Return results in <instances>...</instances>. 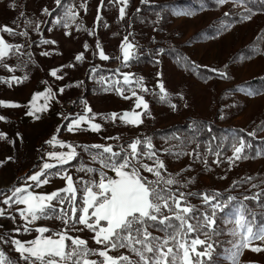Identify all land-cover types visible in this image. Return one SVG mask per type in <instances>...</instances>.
I'll return each instance as SVG.
<instances>
[{
    "label": "rangeland",
    "instance_id": "rangeland-1",
    "mask_svg": "<svg viewBox=\"0 0 264 264\" xmlns=\"http://www.w3.org/2000/svg\"><path fill=\"white\" fill-rule=\"evenodd\" d=\"M171 1L176 0H128L127 4L103 0L101 7V0H62V6L58 7L56 0H0V26H8L14 33L0 31V37L14 46L0 61V101L19 105L0 106V117H4L0 120V133L6 136L0 139V192L10 195L12 189L24 186L25 178L41 171L46 162L57 167L48 170L47 185L29 189L34 194H48L66 187V181L59 178L65 172L74 180L94 179L92 174L80 170L100 167L99 161H93L89 155L98 151L92 145H111L114 151H120L137 138L151 140L153 150L166 166L162 176L178 182L170 186L171 190L190 194L188 203L200 213L210 211L201 198L205 194H218L213 203H221L218 200L221 194L240 193L253 199L251 193L264 187L261 185L264 156L260 152L248 145L245 159L230 162L232 144L236 142L233 134L224 136L223 144L217 145L202 132L205 121L218 128L219 137L222 128L226 131L236 127L253 133L251 137H264V93L257 95L241 87L245 82L264 79V13L252 14L246 5L235 0H224L222 4L215 0L217 5L211 4V7L205 0H196L198 7L183 5L166 12L158 10L163 3ZM121 7L125 8L123 19ZM68 11L74 19L65 15ZM243 11L248 14L236 24L229 25L222 20L226 14ZM249 15L251 18L247 19ZM219 25L226 26L209 31L210 27ZM25 32L26 36L20 35ZM208 33L212 34L207 36ZM125 37L133 45L130 51L134 53L127 66L121 48ZM100 51L109 59L101 60ZM81 53L84 58L77 61L75 57ZM196 68L203 74L199 75ZM57 69V76L62 79L51 75ZM219 73L226 76L221 77ZM124 74H130V83L123 82ZM160 84L164 86V93L160 92ZM117 88L123 89V93L117 92ZM49 89L51 96L46 97ZM132 91L148 104L139 126L126 125L119 119L125 112L145 111L143 107H135L137 101ZM37 93L41 95L32 108L33 114L29 115ZM165 94L166 98L161 99ZM41 108L46 110H36ZM87 108L92 111L88 112ZM113 113L117 114L115 121L111 119ZM79 116L86 119L79 130L70 133L69 124ZM91 123L100 124L101 130L91 131ZM53 136L66 146L49 144ZM67 145L75 148L77 156L60 166L48 154L66 156L72 151ZM143 162L152 165L146 158ZM107 174L114 175L111 171ZM142 174L149 180L156 179L150 173ZM248 188L253 191L247 192ZM259 199L254 202L258 203ZM244 201L250 207L253 205L248 199ZM0 207L7 212V217L0 218L3 237L0 251L13 264H25L10 241L26 242L38 234L15 232L24 224L18 215L24 205L8 208L0 204ZM224 209H229L230 214L217 211L214 235L206 238L194 233L190 237L208 239L213 245L211 259L206 264H233V261L264 264V251L237 250L240 234L234 220L239 218L238 208ZM259 224L264 226V217L259 218ZM37 226L56 232L61 222L42 219L29 227ZM78 227L84 230L71 231L69 235L88 240L92 249L101 247L90 239L93 233L83 225ZM152 231L153 235H163L155 229ZM251 246H264V241H253ZM109 254L131 255L125 249Z\"/></svg>",
    "mask_w": 264,
    "mask_h": 264
},
{
    "label": "snow or ice",
    "instance_id": "snow-or-ice-1",
    "mask_svg": "<svg viewBox=\"0 0 264 264\" xmlns=\"http://www.w3.org/2000/svg\"><path fill=\"white\" fill-rule=\"evenodd\" d=\"M122 4H127L128 0H119ZM143 2V0H142ZM222 4L224 0H219ZM58 7L62 6V0H56ZM103 0H101V7ZM48 13V10H44ZM50 14V13H49ZM69 19H74L71 11L65 13ZM227 15V14H226ZM125 16V8H120V18ZM251 18V15L246 17ZM100 19V16H97ZM0 31L14 34L13 29L8 26H0ZM20 35L26 36L27 33ZM122 44L123 62L134 58V53L130 51L133 45L127 42ZM44 43H49L44 41ZM14 46L7 44L0 37V61L5 58ZM87 49V44L84 45ZM99 47V45H97ZM47 55V53H44ZM101 60H108L109 57L103 51L99 53ZM83 53L77 55V61L83 60ZM72 65H68L71 67ZM11 71V69H9ZM57 70H53L51 75L57 79ZM212 71L216 72V69ZM225 77L226 73H219ZM15 79V78H14ZM125 84L130 83V74H124ZM141 83V82H137ZM161 93L165 92L163 84L159 85ZM143 91H148L143 88ZM63 92V89H60ZM117 92L123 93V89L117 88ZM37 93L33 96L32 105L29 109V115L33 114L32 108L36 99L40 96ZM51 96V89L45 94ZM132 96L136 97V108L145 110L143 113L125 112L119 119L126 125L139 126L143 123L141 117L146 114L148 104L143 97L137 96L132 91ZM125 99L130 97L125 96ZM161 96V99H165ZM0 106L19 107L17 104H7L0 101ZM175 108V105H171ZM37 111L46 110V108L36 109ZM91 112V108H87ZM4 117H0L3 120ZM85 116H79L73 120L67 131L74 132L79 130ZM107 119V118H106ZM111 119L115 121L117 114L113 113ZM90 130L98 132L101 125L91 123ZM248 135H254L249 133ZM4 133H0V139H5ZM108 139H112L109 137ZM49 144H62L55 136L52 137ZM248 145L243 138H237L232 144L233 156L230 162L245 159V148ZM72 151L65 155L49 153L50 158L58 161L60 166L69 163L77 156L75 148L71 145ZM98 151L89 152L93 161H99V169L87 167L81 168V171L92 174L94 179L85 181L83 178L74 180L66 172L59 178L66 181V187L58 189L48 194H34L29 191L30 188H39L47 185L50 181L47 177L48 170L57 167L56 164L44 163L42 170L35 172L24 180V186L16 187L11 190V194L0 192V204L10 208L12 205H24L25 207L18 211V215L24 221L22 228H16L15 232L19 235L22 231L30 234L35 231L36 238L22 242L19 239L11 240L14 250L19 254V258L25 261V264H206L210 260L213 251V245L208 239L190 238L194 233H200L206 238L215 234V223L217 211H223L229 205L217 200L218 194L203 195L202 201L208 206L210 211L200 213L195 206L188 203V195L184 192H173L170 186L178 182L173 178H164L162 170L165 164L159 159L153 145L149 139L137 138L129 143L126 148L120 151H114L111 145H92ZM216 155H220L219 152ZM152 161L150 166L143 162V159ZM111 171L114 175H108ZM142 172H147L155 176V180H149ZM42 177H45L42 179ZM31 182V183H29ZM255 187V185H253ZM260 193H256L253 199H258ZM79 199V203H78ZM229 201L234 197H229ZM245 200L249 197H244ZM55 202V203H53ZM59 205V207H57ZM243 205L237 209L239 218L234 220L238 226L240 234V248H249L253 252L264 251V246L252 247L253 241H264V226L255 228L252 221L246 220ZM77 213L79 215L77 216ZM7 217L6 209L0 207V218ZM15 219V217H8ZM42 219H57L61 222L59 231L52 232L45 226H37L34 229L29 227ZM195 220L196 223L191 221ZM103 222V223H102ZM83 225L85 229L93 233L90 239L101 246L98 249L89 247L88 240L69 235L71 231H83L78 226ZM159 226V227H157ZM255 228V230H254ZM153 229L163 233L162 236L153 235ZM51 233V235H45ZM235 234V232H234ZM0 239H3L0 236ZM70 241V243H66ZM119 249H125L131 255L121 254L113 256L109 253ZM202 249V250H198ZM97 256L99 259L91 260L89 257ZM135 259H134V258ZM0 264H13L3 251H0ZM233 264H236L233 261Z\"/></svg>",
    "mask_w": 264,
    "mask_h": 264
},
{
    "label": "trees",
    "instance_id": "trees-1",
    "mask_svg": "<svg viewBox=\"0 0 264 264\" xmlns=\"http://www.w3.org/2000/svg\"><path fill=\"white\" fill-rule=\"evenodd\" d=\"M235 1H240L241 3H243L244 5H246L249 10H251L252 14L254 13H264V0H235ZM205 2H207V5L211 7V4H216L215 0H205ZM163 6L160 7L158 10H162L164 12H166V9H174V8H178L180 6H193V7H198V4L196 3V0H176V1H171L168 2L167 4L163 3ZM247 11H243V12H238V13H229L225 16V18L223 17L222 20L226 21V24H236L242 20H244V14H248L245 13ZM226 25H219V27H210V30H214V28L220 29V28H224ZM211 32V31H210ZM212 33H208L207 36H210ZM248 48L246 50V54L248 52ZM199 68V67H197ZM196 68V69H197ZM197 72H200L199 75L203 74V71H200V69H197ZM241 87H245V90H252L255 91V93L257 95H261L262 93H264V79H256V80H251L248 82H245L243 84H241ZM205 123V124H204ZM203 127H202V132H204V136H206L207 139H209L211 142H213V144H217V145H221L223 144V140H224V136L228 135L231 136V134H233V137L235 139L237 138H243L246 141L247 145H250V148L253 151H257L260 152V156H264V137L263 138H256V137H251L250 135H248L249 133L245 132L244 130L236 127L233 129H226V131L223 130L222 128V132H221V136L219 137L216 126L214 124H212L211 122H205L204 121ZM220 138V140H219ZM261 185H264V183H261ZM253 191L252 188H248L247 192ZM261 195H260V199L257 202H254V199H252V196L248 199V201L253 202V205L250 207V205H247L246 202L244 201L245 199H243V195H241L240 193L237 194H233V193H224L219 195V199L221 203H227L229 206H232L233 208H235V210L237 208H240L241 205H243L244 207V215L246 220L252 221V223L254 224L255 228H259L260 224H259V218L260 217H264V187L261 188L259 191ZM256 191H254L253 194L255 196V194L257 193ZM250 194V195H251ZM233 197L235 198L232 201H229V197ZM249 195V196H250ZM231 209V207H230ZM229 209H224V211L226 212L225 214L228 215ZM231 211V210H230ZM230 214V213H229ZM223 217V216H222ZM254 228V230H255Z\"/></svg>",
    "mask_w": 264,
    "mask_h": 264
}]
</instances>
